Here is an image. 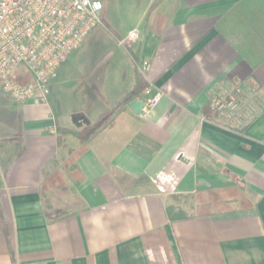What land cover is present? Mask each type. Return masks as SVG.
<instances>
[{
  "label": "crops",
  "instance_id": "obj_1",
  "mask_svg": "<svg viewBox=\"0 0 264 264\" xmlns=\"http://www.w3.org/2000/svg\"><path fill=\"white\" fill-rule=\"evenodd\" d=\"M102 5V25L49 84L70 61L89 62L102 46L97 32H108L126 64L116 52L100 61L97 69L117 66L110 85L93 89L95 120L83 111L68 120L51 93L47 104H20L0 88V264H264V0H146L123 39ZM146 86L159 103L136 115L128 103L143 101ZM234 88L256 109L239 133L207 108ZM50 175L58 188H46ZM56 189L64 203L50 210ZM236 190L248 205L168 218V207L188 209L182 199Z\"/></svg>",
  "mask_w": 264,
  "mask_h": 264
},
{
  "label": "built area",
  "instance_id": "obj_2",
  "mask_svg": "<svg viewBox=\"0 0 264 264\" xmlns=\"http://www.w3.org/2000/svg\"><path fill=\"white\" fill-rule=\"evenodd\" d=\"M99 0H0V88L13 102L47 104L50 80L86 38L101 26ZM137 38L135 31L127 40ZM120 46L126 47L125 42ZM150 64L137 65L142 75ZM145 96L142 113L154 109L161 94ZM207 108L220 126L242 132L254 119L256 109L241 96L239 88L212 96Z\"/></svg>",
  "mask_w": 264,
  "mask_h": 264
},
{
  "label": "rangeland",
  "instance_id": "obj_3",
  "mask_svg": "<svg viewBox=\"0 0 264 264\" xmlns=\"http://www.w3.org/2000/svg\"><path fill=\"white\" fill-rule=\"evenodd\" d=\"M101 3H103L105 9L109 11L111 21L116 27L115 29L113 28V35H117L123 39L130 30L134 29L137 10L145 5L146 0H101ZM138 31H142V27L139 28ZM97 34L100 35L102 46L91 56L92 59H90L89 62L79 59L70 61L57 73L56 79L52 82V89H50L49 86V94L51 93L52 100L55 101L56 107H58L60 113L68 116V120H70L72 114L83 111L87 113L89 119L93 121L100 112L98 108L102 106L101 98L93 89L95 86L104 87L105 85H110L111 78L108 75L110 73L109 69L112 71V68L117 66L116 64H113V62L105 63L103 61L104 63H101V66L103 65L102 67L106 68L107 73L103 82L100 75L99 77L98 75L96 76V72L101 67L100 66L97 69L98 65H100V61L104 59V55L116 52L117 56L119 55L118 53H121V59L115 58V60L117 63H122L121 67H124L126 64V57L123 58V50L116 47L115 39L106 31H103V33L97 32ZM122 59L124 60L122 61ZM92 68L94 69L93 71L91 70ZM91 107L95 108L92 109ZM71 142H74V145L77 148L76 141ZM52 183L55 184L53 181ZM51 192L55 197V202L49 209L53 210L56 207H61L64 202L59 199V194L62 193L61 189H56L54 192ZM238 194H240V192L231 193L228 194V196L219 195L210 198L195 196L193 198L182 199V204H188V209L184 210L186 214L190 216L195 213L197 205H200L202 202H212L211 200L219 202L220 205L225 204L222 206V209L229 208L228 203L231 202L232 199H235ZM235 205H232V207Z\"/></svg>",
  "mask_w": 264,
  "mask_h": 264
},
{
  "label": "trees",
  "instance_id": "obj_4",
  "mask_svg": "<svg viewBox=\"0 0 264 264\" xmlns=\"http://www.w3.org/2000/svg\"><path fill=\"white\" fill-rule=\"evenodd\" d=\"M134 97V94H130L128 95L127 98H125L124 100H122L120 103H118L115 107L114 110H111L109 111L107 114H104L103 116H101L100 120L95 124V126L93 127L94 130L97 129V127L103 125V123L108 119L110 118L114 112L116 110H118L122 105L124 104H127L128 101L130 99H132ZM208 112V110H207ZM207 112L205 113L206 115L205 116H208ZM210 119H213L212 116ZM96 128V129H95ZM65 131V130H64ZM93 131V130H92ZM86 132V131H85ZM86 134V133H85ZM84 134V135H85ZM77 135V134H76ZM88 137L89 135H86L84 137H79L80 138V152H82L84 150V145H85V142L86 140H88ZM58 177L57 176H48L46 178V187L48 188H58ZM52 181L55 183L53 184ZM236 192H240L238 190L236 191H233V192H230V193H223V192H206V193H202V194H199L197 195L198 197H212V196H219V195H227L228 194H231V193H236ZM236 200V204L240 205V206H246L248 205V203L245 202V199H243V195L242 193L238 194V196L235 198V199H232L231 202L228 203V207H230L232 205V201ZM239 200V201H238ZM212 202H202L200 205H197L196 206V211L195 213H193L192 215H187L185 211H183L181 208H174V207H168L167 208V214H168V218L170 221H174V220H187V219H191V218H194V217H198V216H202V215H206V214H209L213 211H222V210H225V209H229V208H225V209H222V206L224 205H220L219 202H215L213 200H211Z\"/></svg>",
  "mask_w": 264,
  "mask_h": 264
},
{
  "label": "water",
  "instance_id": "obj_5",
  "mask_svg": "<svg viewBox=\"0 0 264 264\" xmlns=\"http://www.w3.org/2000/svg\"><path fill=\"white\" fill-rule=\"evenodd\" d=\"M128 108L136 115L142 114V108H143V102L141 99L138 100H132L128 103ZM73 123L76 124L78 127L85 124L87 125L88 122H86L83 118H76L73 120Z\"/></svg>",
  "mask_w": 264,
  "mask_h": 264
}]
</instances>
